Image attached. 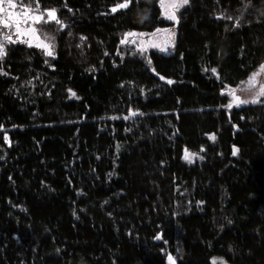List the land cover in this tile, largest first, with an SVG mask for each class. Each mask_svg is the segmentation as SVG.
Segmentation results:
<instances>
[{
	"label": "trees",
	"instance_id": "trees-1",
	"mask_svg": "<svg viewBox=\"0 0 264 264\" xmlns=\"http://www.w3.org/2000/svg\"><path fill=\"white\" fill-rule=\"evenodd\" d=\"M159 1L39 0L54 56L5 42L0 264H264V96L227 89L264 64V0H189L169 53L122 44L169 24Z\"/></svg>",
	"mask_w": 264,
	"mask_h": 264
},
{
	"label": "snow or ice",
	"instance_id": "snow-or-ice-1",
	"mask_svg": "<svg viewBox=\"0 0 264 264\" xmlns=\"http://www.w3.org/2000/svg\"><path fill=\"white\" fill-rule=\"evenodd\" d=\"M132 0H122V2L116 3L113 6H111V12L115 13L117 10L120 9H127L129 5L131 4ZM189 3V0H160V4L162 9L164 11L162 12V15H166L167 18L173 20V21H178L177 16L175 15V12L179 10V8L183 7L184 5H187ZM5 5H7V9L5 8ZM67 5H65L66 7ZM17 7L16 0H0V26H4L6 28H13L15 29L16 33V39H13V36L10 34H3L0 36V58H3V56L6 54L5 51V42H10V43H15L16 40H20L23 36L29 35L32 37L34 40H38V37L36 36V30L34 28H26L22 29L21 23H22V18H21V13H16L13 11ZM7 11V16H4L3 14ZM69 11H72V9H69ZM45 14L47 16V20H53L55 23L59 24L61 28H63L65 25L63 24L62 21H60L56 17V9L55 8H45L43 10L40 9V4L39 0H35V7L33 8L31 5L24 6V11H23V22L26 23L27 21H32L33 23L40 22L41 20H44ZM223 15V14H221ZM147 16L146 14L141 17V22H143L144 19H146ZM220 18V17H218ZM227 19L231 20L233 17L228 16L226 17ZM47 22V21H45ZM234 26H238L234 25ZM157 32L160 31L159 29L156 30ZM135 33L133 32H126L123 34V38L121 39V43H135V41H127V37L133 36ZM139 35H144V33H140ZM174 35V33H172ZM47 39L50 41L49 43H38L37 46L41 47L45 50L46 55L48 56H54V51L53 49L55 48V43H54V37H47ZM85 39L84 37H81V40ZM22 42L28 43L29 41L24 40ZM138 47H140L138 45ZM211 71L215 74L216 69L212 68ZM0 74H5L3 73L2 69H0ZM160 79H165V77L161 76ZM169 84L172 83L171 80L167 81ZM71 95L75 96L76 94L72 92L71 89L68 90ZM261 96H264V85L260 86V89L258 91H253L250 97H246L244 99H241L239 96H234V101L239 105V104H248V103H258L260 102L259 98ZM229 107H231V104H229ZM127 119V117H125ZM3 126L0 125V129H2ZM211 139H215L214 136H210ZM4 140L5 142H8V136L5 133L4 135ZM203 150V149H201ZM235 154V151L234 153ZM196 153H190L187 149H185V155L184 159L188 160L191 162L192 157L196 156ZM200 159H203L202 156L199 157ZM200 203V202H198ZM157 240L161 239V235L157 233V235L154 237ZM217 258H213V264H215V260ZM167 260L169 261V264H174V259L171 254L167 256Z\"/></svg>",
	"mask_w": 264,
	"mask_h": 264
},
{
	"label": "rangeland",
	"instance_id": "rangeland-1",
	"mask_svg": "<svg viewBox=\"0 0 264 264\" xmlns=\"http://www.w3.org/2000/svg\"><path fill=\"white\" fill-rule=\"evenodd\" d=\"M16 4H17V7L15 9H13V11L16 12V13H21V18H22L21 27H22V29H26V28L30 27V28H34L36 30L35 23H33L32 21L29 20L26 23L23 22L22 14H23V11H24V6L18 4L17 1H16ZM159 7H160L161 17L164 20L168 21L169 24L166 27H164V28H160L159 29L160 31H158V32L156 30L153 31L152 33H146L144 31H132L133 33H135V35L130 36V37L138 45H140V47H142L144 49H152V50H157V51H160V52H163V53H169L172 50V44H173V41H174V38H175L174 26L176 24V21H173V20L167 18L166 15H162V12L164 11V9H162L160 1H159ZM5 8L7 9V5H5ZM3 15L7 16V11ZM7 29H8V31L12 32V34L16 38V33H15L14 27L11 28V29H9V28H7ZM140 33H144V35H139ZM172 33H174V35H172ZM36 36L38 37V40L32 39V37L29 36V35L23 36L21 38V40H27V41H29L28 44H31V45H34V46H37V44L41 43V42L42 43H47L44 39H42L38 35L37 30H36ZM39 48H41V47H39ZM261 85H264V64L256 73H254L251 76V78L248 79V81L245 83V85L243 87H240V88H237V89H229V88H227L229 93H230V95H229V97H230L229 104L238 105L234 101V96H239L241 99H244L246 97H250L251 94L253 93V91H258L260 89ZM217 264H222V262L218 261ZM223 264H228V263L224 262Z\"/></svg>",
	"mask_w": 264,
	"mask_h": 264
}]
</instances>
